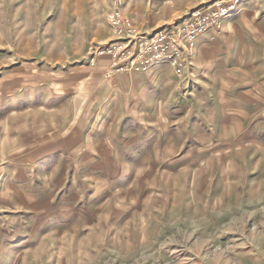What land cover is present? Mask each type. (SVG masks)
I'll use <instances>...</instances> for the list:
<instances>
[{"label": "rangeland", "instance_id": "374dc122", "mask_svg": "<svg viewBox=\"0 0 264 264\" xmlns=\"http://www.w3.org/2000/svg\"><path fill=\"white\" fill-rule=\"evenodd\" d=\"M249 19L264 0H0V264H264Z\"/></svg>", "mask_w": 264, "mask_h": 264}, {"label": "crops", "instance_id": "0c3cea01", "mask_svg": "<svg viewBox=\"0 0 264 264\" xmlns=\"http://www.w3.org/2000/svg\"><path fill=\"white\" fill-rule=\"evenodd\" d=\"M252 19L248 20L249 24L247 25V29H246L250 36H246L245 34L243 35V33H241V35H239L241 32V31H239V28H237V29L231 28L230 29L231 33L229 32L227 34L232 35V37H229V38H231V45L232 46H236L238 44V39L241 38L240 40L243 42L242 45L240 43L241 47H243L244 45L246 46V44L248 47H253V48L258 47L259 48L258 55L256 56V58H253L251 60V62L252 63L258 62L259 64H264V33H260L258 30H256L255 25L253 23H250V22H252ZM228 21H229V19L225 20V22H227V23H228ZM245 37H247V40H245ZM253 65H254V63H253Z\"/></svg>", "mask_w": 264, "mask_h": 264}]
</instances>
